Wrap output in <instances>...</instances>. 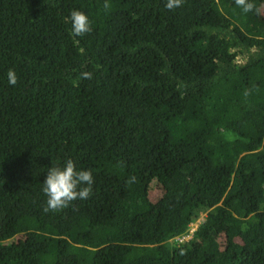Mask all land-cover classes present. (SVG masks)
<instances>
[{"label": "trees", "instance_id": "16d2710c", "mask_svg": "<svg viewBox=\"0 0 264 264\" xmlns=\"http://www.w3.org/2000/svg\"><path fill=\"white\" fill-rule=\"evenodd\" d=\"M108 2L0 0V264H264V0Z\"/></svg>", "mask_w": 264, "mask_h": 264}, {"label": "clouds", "instance_id": "9594fccd", "mask_svg": "<svg viewBox=\"0 0 264 264\" xmlns=\"http://www.w3.org/2000/svg\"><path fill=\"white\" fill-rule=\"evenodd\" d=\"M235 2L245 12L253 9V4L250 3V0H235ZM183 3L184 0H166L164 6L171 11L181 7ZM103 7L105 12H108L112 6L108 0H105ZM66 22L71 24L70 34L74 37H83L93 31L92 21L83 11H71L70 15L66 17ZM80 78L92 79V73L82 72ZM17 81L18 78L15 72L10 69L8 71V82L16 85ZM43 185L42 191L47 197L43 211L45 213H58L73 206V203L77 200L90 198L93 195L94 177L91 170H78L76 162L69 158L64 161L63 166H52L48 169ZM189 235L188 238L192 236V232ZM178 236L175 237L176 240H179L177 239Z\"/></svg>", "mask_w": 264, "mask_h": 264}, {"label": "built area", "instance_id": "2783aa9c", "mask_svg": "<svg viewBox=\"0 0 264 264\" xmlns=\"http://www.w3.org/2000/svg\"><path fill=\"white\" fill-rule=\"evenodd\" d=\"M198 222H193L191 223V232L194 231V229L196 228ZM190 235H181V236H178L177 239L179 240H183V239H187Z\"/></svg>", "mask_w": 264, "mask_h": 264}, {"label": "rangeland", "instance_id": "374dc122", "mask_svg": "<svg viewBox=\"0 0 264 264\" xmlns=\"http://www.w3.org/2000/svg\"><path fill=\"white\" fill-rule=\"evenodd\" d=\"M238 57H239V60L243 59V57H241L240 55Z\"/></svg>", "mask_w": 264, "mask_h": 264}]
</instances>
